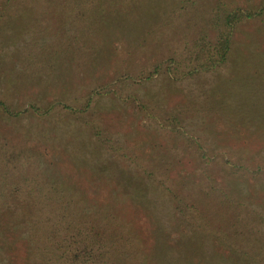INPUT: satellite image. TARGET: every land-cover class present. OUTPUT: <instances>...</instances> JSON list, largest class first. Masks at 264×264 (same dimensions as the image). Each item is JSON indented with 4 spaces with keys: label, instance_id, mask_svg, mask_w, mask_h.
Returning a JSON list of instances; mask_svg holds the SVG:
<instances>
[{
    "label": "rangeland",
    "instance_id": "obj_1",
    "mask_svg": "<svg viewBox=\"0 0 264 264\" xmlns=\"http://www.w3.org/2000/svg\"><path fill=\"white\" fill-rule=\"evenodd\" d=\"M31 1L4 0L0 10V197H38L54 178L63 188L85 184V200L97 199L100 185L101 201L137 198L159 227L136 213L150 236L146 254L161 262L174 261L172 248L178 264H229L227 245L250 246L257 223L264 237V143L256 141L264 138V18L237 28L225 64L196 74L183 65H195L197 42L214 37L207 18L188 22L190 12L172 6L171 20L146 29L133 21L132 33L107 28L87 52L60 45L54 28L75 30L50 4ZM216 1L201 0L199 14ZM171 64L187 71L168 72ZM103 84L114 93L95 96Z\"/></svg>",
    "mask_w": 264,
    "mask_h": 264
},
{
    "label": "trees",
    "instance_id": "obj_2",
    "mask_svg": "<svg viewBox=\"0 0 264 264\" xmlns=\"http://www.w3.org/2000/svg\"><path fill=\"white\" fill-rule=\"evenodd\" d=\"M200 1L38 0L30 3L50 4L54 16L60 17L62 22L75 30L67 37L63 25L57 29L55 27V38L60 45L74 42L79 51L87 52L97 49L107 28L126 30V27L131 26L132 33L133 27L146 29L157 21L171 20L175 14L167 15L165 9L172 6L182 12H190L188 22L196 14L202 20L207 18V22L211 23L210 28L215 32L214 37L210 40L202 38L197 42L195 65L190 66L189 62L183 65L190 67L191 73L197 74L225 64L232 51L237 28L248 21L264 18V0H256V3L254 0H245V5L217 0L207 17L204 12L199 14ZM5 5L4 0H0V10L7 9ZM138 20L142 23L136 27L132 22ZM61 28L63 29L60 31ZM150 34L151 32L148 36ZM72 57L69 55L63 59L68 63ZM173 69L171 64L168 72L187 71L185 68ZM160 71H163L162 65L157 64L154 73L158 74ZM151 75L149 73L147 79ZM103 85L105 86L94 90L95 96L106 91L114 93L112 86ZM95 96L92 94L88 97L84 104L86 108L91 106ZM3 111L11 117L18 115L8 108H3ZM256 141L264 143V138L258 137ZM71 175L74 176V172ZM52 179L45 183L48 185L46 188L37 187L33 191L38 197L29 200L18 196L7 199L0 197V256L1 259H6L1 264H178L180 255L177 258L172 253V248L170 254L174 258L173 262L170 258L161 262L155 256H147L150 236L144 231V223L136 216L138 211H147L146 222L151 221L149 217L152 211L148 212L146 203L137 198H134L133 203L128 200L121 202L120 199H115V202H108L107 199L101 201L102 185L98 187L97 199L85 200V184L82 187L78 181H66L63 182V188L60 185L62 182H53ZM185 187V184L181 186ZM205 215L204 211H200L199 217L207 221ZM220 222L223 225L230 223L226 218H222ZM148 225L154 229L159 228L155 216L154 222ZM256 227L258 236L253 235L248 247L234 246L229 244L227 236L224 238L223 244H229L224 250L230 257L229 264H264V244L261 242L264 237L259 235L261 230L258 223ZM207 260L212 262H205L206 264H216L213 258Z\"/></svg>",
    "mask_w": 264,
    "mask_h": 264
}]
</instances>
